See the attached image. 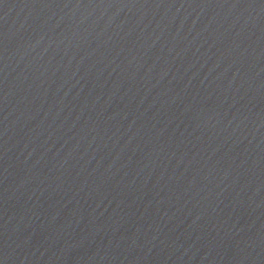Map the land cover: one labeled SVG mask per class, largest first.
Wrapping results in <instances>:
<instances>
[{"label": "water", "instance_id": "water-1", "mask_svg": "<svg viewBox=\"0 0 264 264\" xmlns=\"http://www.w3.org/2000/svg\"><path fill=\"white\" fill-rule=\"evenodd\" d=\"M0 264H264V0H0Z\"/></svg>", "mask_w": 264, "mask_h": 264}]
</instances>
